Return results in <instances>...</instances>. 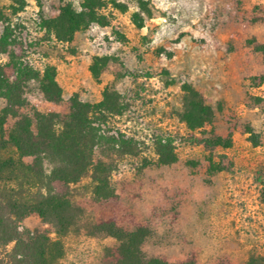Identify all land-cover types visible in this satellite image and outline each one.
Segmentation results:
<instances>
[{
  "label": "rangeland",
  "instance_id": "rangeland-1",
  "mask_svg": "<svg viewBox=\"0 0 264 264\" xmlns=\"http://www.w3.org/2000/svg\"><path fill=\"white\" fill-rule=\"evenodd\" d=\"M86 3L0 0V33L9 26L24 61L53 65L62 89L54 103L29 81L22 112L63 116L71 96L96 103L109 89L124 108L104 129L137 144L135 156L115 163L116 200H93L88 177L71 186L82 215L60 239L59 264H99L117 241L88 230L106 218L147 227L143 252L170 263L245 264L264 256V0H92L98 22L70 41L42 27L62 6L78 11ZM7 61L0 52V63ZM196 99L212 116L189 128L183 112ZM159 138L171 142L174 162L159 163ZM21 225L55 237L35 214Z\"/></svg>",
  "mask_w": 264,
  "mask_h": 264
},
{
  "label": "trees",
  "instance_id": "trees-1",
  "mask_svg": "<svg viewBox=\"0 0 264 264\" xmlns=\"http://www.w3.org/2000/svg\"><path fill=\"white\" fill-rule=\"evenodd\" d=\"M91 1L86 0L78 11L62 6L56 17L42 21V27L55 40L70 41L89 22H98L97 7ZM21 50L9 26H3L0 52L8 61L0 63V264H59L63 255L60 239L78 227L82 215L71 186L88 177L93 200H116L111 184L115 163L123 156H135L137 144L120 132L104 129L107 118L120 115L124 108L118 94L109 89L96 103L71 96L69 112L63 116L33 107L22 112L29 106L24 96L29 81L36 82L45 99L54 103L62 100V89L53 65L35 67L23 60ZM190 93L192 98L197 96L195 91ZM211 116V108L200 99L183 112L189 128L202 127ZM154 145L159 163L176 160L169 140L159 138ZM261 198L264 201V183ZM31 214L50 225L55 237L23 227L22 220ZM88 233L117 241L105 249L99 264H195L191 257L176 263L147 257L142 244L149 229L140 224L127 229L114 218H106L92 224ZM245 264H264V256L253 254Z\"/></svg>",
  "mask_w": 264,
  "mask_h": 264
}]
</instances>
